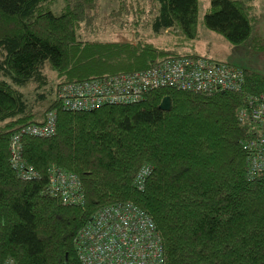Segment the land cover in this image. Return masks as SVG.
<instances>
[{
    "label": "trees",
    "instance_id": "1",
    "mask_svg": "<svg viewBox=\"0 0 264 264\" xmlns=\"http://www.w3.org/2000/svg\"><path fill=\"white\" fill-rule=\"evenodd\" d=\"M98 1L0 0V264H82L78 231L126 204L151 219L160 264H264V180L247 176L243 146L254 124L240 111L249 99L264 100V74L243 69L238 92L151 89L131 104L65 108L57 98L64 84L145 71L170 58H207L193 45L197 0H151L145 37L80 40L76 30ZM253 22L240 0H209L203 16L207 30L235 47L253 41ZM168 30L175 39L158 42ZM27 87L33 102L20 91ZM164 97L169 111L159 109ZM49 112L53 136L21 139V162L37 174L24 180L11 164L12 135L42 125ZM143 167L150 172L142 185ZM53 169L77 177L81 204L45 191Z\"/></svg>",
    "mask_w": 264,
    "mask_h": 264
},
{
    "label": "built area",
    "instance_id": "2",
    "mask_svg": "<svg viewBox=\"0 0 264 264\" xmlns=\"http://www.w3.org/2000/svg\"><path fill=\"white\" fill-rule=\"evenodd\" d=\"M244 81L240 68L208 58L180 57L165 59L145 71L64 84L57 89V98L65 108L85 111L135 103L151 89L206 95L238 92ZM249 101L246 109L240 110L243 122L254 124L243 146L248 154L246 172L248 178L264 180V100ZM54 134L55 114L49 112L42 125L24 127L12 135L11 164L24 180L35 179L37 174L21 162V139ZM149 172L148 167H143L137 181L143 185ZM79 187L74 174L53 169L45 191L61 199L63 204L79 205L82 203ZM75 243L82 264L161 263L159 237L151 219L131 204L108 207L94 215L92 221L78 231Z\"/></svg>",
    "mask_w": 264,
    "mask_h": 264
},
{
    "label": "rangeland",
    "instance_id": "3",
    "mask_svg": "<svg viewBox=\"0 0 264 264\" xmlns=\"http://www.w3.org/2000/svg\"><path fill=\"white\" fill-rule=\"evenodd\" d=\"M121 1L123 0H99L97 11L79 24L76 37L80 40L120 42L132 41L151 34L149 22L152 18V1L125 0L134 5L129 10L120 8L122 4L118 3ZM240 1L249 7V13L254 18L253 41L235 47L230 45L222 36L207 30L203 25V16L208 9L209 0H197L198 36L194 39V50L202 57L233 65L242 70L264 74V49H262L264 48V0ZM63 6L64 3L60 1L54 10L59 11ZM173 33L171 30L163 31L157 41L173 40L175 39ZM44 73L49 78L54 76L49 68H46ZM20 91L27 101L33 102L35 96L33 87L23 88Z\"/></svg>",
    "mask_w": 264,
    "mask_h": 264
},
{
    "label": "water",
    "instance_id": "4",
    "mask_svg": "<svg viewBox=\"0 0 264 264\" xmlns=\"http://www.w3.org/2000/svg\"><path fill=\"white\" fill-rule=\"evenodd\" d=\"M171 107L169 97H164L159 105V109L162 111H169Z\"/></svg>",
    "mask_w": 264,
    "mask_h": 264
}]
</instances>
